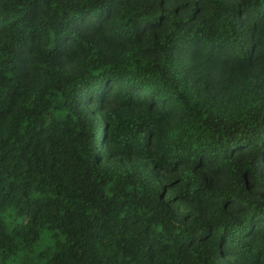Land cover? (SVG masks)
I'll list each match as a JSON object with an SVG mask.
<instances>
[{
    "label": "trees",
    "instance_id": "obj_1",
    "mask_svg": "<svg viewBox=\"0 0 264 264\" xmlns=\"http://www.w3.org/2000/svg\"><path fill=\"white\" fill-rule=\"evenodd\" d=\"M0 264H264V0H0Z\"/></svg>",
    "mask_w": 264,
    "mask_h": 264
}]
</instances>
